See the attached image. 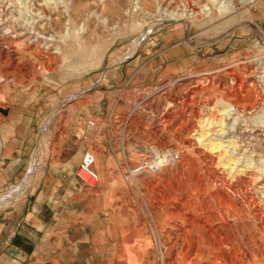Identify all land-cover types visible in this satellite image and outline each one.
<instances>
[{
	"label": "rangeland",
	"instance_id": "obj_1",
	"mask_svg": "<svg viewBox=\"0 0 264 264\" xmlns=\"http://www.w3.org/2000/svg\"><path fill=\"white\" fill-rule=\"evenodd\" d=\"M182 11L188 16L171 17ZM0 25L24 37H0L17 58L7 67L0 58V165L11 166L0 168V218L59 163L77 116L99 114L91 119L99 145L87 144L99 155L100 181L78 178V203L58 209L47 236L55 257L32 264H165L159 249L174 242L167 230L200 208L225 217L241 204L264 217V101L247 115L232 102L264 100V73L254 84L249 75L264 62V0H0ZM16 64L19 75L5 80ZM166 150L181 154L175 167L140 182L129 175ZM181 204L183 213L169 212ZM252 221L235 239L263 264L264 231ZM192 243L177 264H227L218 248L194 261Z\"/></svg>",
	"mask_w": 264,
	"mask_h": 264
},
{
	"label": "crops",
	"instance_id": "obj_2",
	"mask_svg": "<svg viewBox=\"0 0 264 264\" xmlns=\"http://www.w3.org/2000/svg\"><path fill=\"white\" fill-rule=\"evenodd\" d=\"M93 118H99V114L77 116L68 130V140L60 149L59 163L47 175H41L10 219L0 218V264H32L34 260L55 257L54 242L47 236L56 227L55 219L59 221L61 217L58 209L78 203L75 196L84 189L77 176L78 167L83 155L90 151L87 143L99 145V128L89 124ZM10 167L6 161L0 165L6 172ZM50 252L52 255L48 256Z\"/></svg>",
	"mask_w": 264,
	"mask_h": 264
},
{
	"label": "bare ground",
	"instance_id": "obj_3",
	"mask_svg": "<svg viewBox=\"0 0 264 264\" xmlns=\"http://www.w3.org/2000/svg\"><path fill=\"white\" fill-rule=\"evenodd\" d=\"M169 1V0H168ZM172 1V0H171ZM73 2V0H72ZM68 3V1H67ZM193 4H191L192 6ZM188 6V12L191 13V17H195L197 15H199V11L196 10L195 8ZM194 6V5H193ZM186 9V10H187ZM199 9V8H198ZM200 10V9H199ZM168 11V10H167ZM184 13H186L185 11H182L181 14L176 12H172L171 17L174 16V20H178L180 18H185L188 15H184ZM3 17V16H2ZM3 19V18H2ZM35 20V19H34ZM153 20V19H152ZM1 26V25H0ZM32 27V26H31ZM148 32H146L145 34H147ZM145 34H143L145 36ZM24 36H27V33L25 32ZM34 36V35H33ZM0 37H4V38H8L11 40H15L16 38H22L23 35L18 34L14 28H10V27H4V28H0ZM142 37V36H141ZM24 38V37H23ZM36 38V37H35ZM39 38V37H38ZM28 41H32L33 38L31 36H27L26 38ZM37 39V38H36ZM142 39V38H141ZM5 40V39H4ZM35 40V39H34ZM47 42V41H46ZM65 44V43H64ZM1 45V44H0ZM28 48V47H27ZM7 50H4V47L2 49H0V58L3 59V62L1 63V66L7 67L8 64L10 65L11 61L16 62L17 58H15V54H12L9 50H13L12 48H10L9 46L6 47ZM17 55V54H16ZM19 60V64H20V59ZM10 62V63H8ZM263 62V61H262ZM16 64L13 67V71L11 72H7L9 74H7L6 72L3 74V77L5 78V80L7 79L5 76L8 75H13L15 78L19 75L20 73V65ZM264 68V62L263 63H258L257 68H255L254 71H250L249 75L251 77V81L254 84V81L258 78L260 74H263V69ZM2 74V73H1ZM259 75V76H258ZM196 78V77H195ZM2 79V78H1ZM187 79V78H186ZM190 79V77L188 78ZM10 84V83H9ZM2 85V84H0ZM3 88V92L5 91V89L7 90V86H0V88ZM1 90V89H0ZM1 93V92H0ZM2 94V93H1ZM231 96V95H230ZM264 100L261 99V101L259 100L258 102H255L254 104H240V103H235V101L233 102V106L235 108L236 111L241 112L242 115L243 114H251L254 110H256L257 108L260 109V105L263 103ZM257 111V110H256ZM255 112V111H254ZM249 116V115H248ZM264 123V121H263ZM191 128V127H190ZM196 132V131H195ZM193 135V134H192ZM200 139V138H197ZM201 140V139H200ZM202 142V141H201ZM185 143L188 146L194 145L195 142L191 141H185ZM192 143V144H191ZM198 143V142H197ZM166 151H172V150H166ZM175 151V150H174ZM177 151V150H176ZM201 153V152H200ZM208 153V151L206 152ZM203 155L204 152H202ZM210 155V154H209ZM211 158V161L213 162L215 160V158ZM207 159V158H206ZM182 160V159H181ZM218 161V160H217ZM211 162V163H212ZM215 162V161H214ZM210 169V168H209ZM177 170V169H176ZM172 171V170H171ZM183 172V171H182ZM180 173V172H179ZM186 173V172H185ZM183 174V173H182ZM145 174L142 175H136L139 181V177L140 176H144ZM184 175V174H183ZM182 176V175H181ZM218 177V176H217ZM260 178V177H259ZM197 180V178H195ZM190 180V179H189ZM199 180V179H198ZM204 180V179H203ZM259 179H255V181H257ZM191 181V180H190ZM140 182V181H139ZM193 182V181H192ZM197 182V181H196ZM187 183V181H186ZM195 183V181H194ZM199 183V182H198ZM246 184L248 182H245ZM253 184V183H252ZM251 184V185H252ZM169 186V183L167 184ZM222 185V184H221ZM250 185V184H248ZM177 186H179L177 184ZM247 186V185H246ZM173 187V185H172ZM210 187V186H209ZM222 187V186H221ZM208 188V187H206ZM187 199L189 200L190 197H187ZM186 203V202H185ZM235 203V202H234ZM194 207V206H192ZM256 207V205H255ZM195 208V207H194ZM197 208V207H196ZM195 210V209H194ZM200 214L198 215L195 213L189 214L186 217V221L185 223H181V224H175L172 227H170L166 234L167 236L171 237L174 239V242H172L171 244H167L166 246H164L162 249L160 250V254H162V256L165 257V264H177L176 260L174 259L175 255L177 256L178 254H180V252H184V254L186 253V255L188 254L189 248H191V243L192 244H196L194 246V261L200 260L199 257L202 255H204L205 253H209L211 252V249L213 248H218L220 254L222 255L223 261L227 264H255L253 262V260L251 259V254L253 253H249L247 251V253L241 252V247L242 244H238L237 240L235 239V235L236 230L241 229L243 231L242 235L243 237H245L247 235V231L250 228V222L249 219L253 220L252 223L253 225H255V223H258L259 228L258 231L263 232L264 231V217L263 214H261V212H259V210L257 208L254 207H245L243 205H233L231 206V211L228 210V212H226V216L222 217L225 215H223V213H221V210H218V213H216L214 211V209H212L209 206H206L205 208H200L198 209ZM183 211V207L182 204L181 205H177L174 207H171L169 209V212L173 213V214H180ZM197 211V210H196ZM217 211V210H216ZM226 211V210H225ZM162 212V211H161ZM166 212V211H165ZM183 213V212H182ZM264 213V212H262ZM159 214V212H158ZM157 214V215H158ZM167 215V214H166ZM169 216V215H168ZM172 216V215H171ZM162 217V216H161ZM159 219V218H158ZM217 223V224H216ZM252 225V224H251ZM241 227V228H240ZM252 227V226H251ZM257 227V226H256ZM254 230V228H253ZM256 230V228H255ZM252 231V230H251ZM257 231V230H256ZM255 232V231H254ZM253 234V233H251ZM201 235L203 236H207L209 238H214L215 236H218V240L217 241H213V243H207L205 242V240L203 238H201ZM259 235V234H258ZM257 235V236H258ZM174 236V237H173ZM240 237V235H238ZM256 236V234L254 233V235L252 236V238L257 239L258 237ZM242 237V236H241ZM250 237V236H249ZM257 237V238H256ZM252 238H247L246 241L251 244L252 243ZM171 240V238H170ZM244 240V239H243ZM263 240V238H262ZM241 241V240H240ZM264 241V240H263ZM246 243V245L248 244ZM255 243V242H254ZM244 244V243H243ZM256 244V243H255ZM257 245V244H256ZM264 245V244H263ZM244 246V245H243ZM250 246V245H248ZM228 247L230 248V251L227 252L225 250V248ZM254 247V246H253ZM251 249V248H250ZM188 250V251H187ZM191 250V249H190ZM216 250V249H215ZM213 251V250H212ZM256 251V250H255ZM259 251V250H257ZM263 251V250H262ZM254 252V250H253ZM217 253V252H216ZM240 253V254H239ZM260 253V252H259ZM193 254V255H194ZM218 254V253H217ZM191 255V254H190ZM187 255V256H190ZM210 255V253H209ZM212 256V255H211ZM259 256V255H258ZM178 257V256H177ZM221 257V256H220ZM208 258V257H207ZM260 258V257H258ZM178 260V259H177ZM191 260V259H190ZM192 260V261H193ZM205 260V259H203ZM208 261V259H206ZM211 260V259H210ZM213 263V261H212ZM257 263V261H256ZM262 263L264 264V260H262ZM203 264V263H202ZM205 264V263H204ZM211 264V263H209ZM215 264V263H214Z\"/></svg>",
	"mask_w": 264,
	"mask_h": 264
},
{
	"label": "built area",
	"instance_id": "obj_4",
	"mask_svg": "<svg viewBox=\"0 0 264 264\" xmlns=\"http://www.w3.org/2000/svg\"><path fill=\"white\" fill-rule=\"evenodd\" d=\"M89 124L95 126V122L91 120ZM180 161L181 154L174 150L154 154L153 156L149 154L143 158L139 165L134 166L135 168H129V175L131 176L132 172L137 175H157L166 168L175 167ZM96 165V155L88 151L83 155L77 171L78 178L92 187L97 185L100 181Z\"/></svg>",
	"mask_w": 264,
	"mask_h": 264
}]
</instances>
